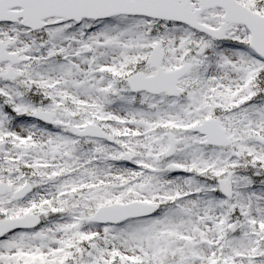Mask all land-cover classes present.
<instances>
[{
    "label": "snow or ice",
    "instance_id": "snow-or-ice-1",
    "mask_svg": "<svg viewBox=\"0 0 264 264\" xmlns=\"http://www.w3.org/2000/svg\"><path fill=\"white\" fill-rule=\"evenodd\" d=\"M0 264H264V0H0Z\"/></svg>",
    "mask_w": 264,
    "mask_h": 264
}]
</instances>
